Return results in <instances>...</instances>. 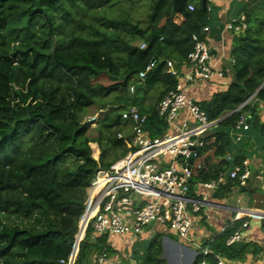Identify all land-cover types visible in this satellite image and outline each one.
<instances>
[{
    "label": "trees",
    "instance_id": "trees-1",
    "mask_svg": "<svg viewBox=\"0 0 264 264\" xmlns=\"http://www.w3.org/2000/svg\"><path fill=\"white\" fill-rule=\"evenodd\" d=\"M172 9L173 0H0V264H68L92 180L136 150L135 124L122 118L125 111L136 107L147 117L151 139L168 133L158 104L176 88L193 36L211 16L209 1L206 8L190 0L184 10ZM244 16L233 81L226 92L199 103L215 130L197 151L203 164L194 167L190 189L228 172L229 131L241 115L259 124L264 0H252ZM152 59L155 68L139 79ZM93 108L100 113L95 127L84 121ZM236 185L239 180H230L219 191ZM241 226L229 224L204 244L211 254L198 250L192 264H217L216 255L245 260L251 244H226ZM110 252L107 236L88 228L73 264H98L94 257ZM144 264H166L160 236L151 240Z\"/></svg>",
    "mask_w": 264,
    "mask_h": 264
},
{
    "label": "built area",
    "instance_id": "built-area-1",
    "mask_svg": "<svg viewBox=\"0 0 264 264\" xmlns=\"http://www.w3.org/2000/svg\"><path fill=\"white\" fill-rule=\"evenodd\" d=\"M188 9L194 11L195 7L189 5ZM246 27V19L241 16L228 25V30L242 33ZM208 32L207 26L200 35L193 36L194 48L188 56L187 65L184 66L187 72H176V88L168 92L157 107L159 116L165 119L169 128L175 124L183 111H187L195 121V126L178 134L168 132L162 138L153 140L144 130L147 117L142 116L136 107H131L122 114L124 120L135 124L132 145L136 150L116 161L110 169L99 172L92 180L85 212L79 221L74 252L68 264L74 263L78 246L84 240L88 228L98 236L137 237L146 227L159 224L187 241L193 228L194 215L211 205L206 196H191L190 180L194 164L189 167L188 161L196 160L198 149L204 146L203 134L215 123L209 122L199 102L187 98L183 83L211 81L215 75L222 76L221 72L214 70L211 62ZM140 47L144 49L146 46L142 44ZM155 66L156 59H152L145 70L139 72V79H146ZM167 67L172 70L174 65L169 61ZM131 91L133 92V88ZM97 118L98 115L91 116L87 122H92L95 126ZM249 129V116L241 115L233 130L246 132ZM241 136L238 133L237 140H241ZM201 166L202 164L197 165L198 168ZM249 175L248 163H243L241 166H234L229 178L237 179L241 185H245ZM225 183V177L220 176L202 186L214 192ZM216 207L232 211L228 207ZM234 212L235 220L241 221L242 226L227 240L228 246L243 240V233L249 228L248 219L264 220V212ZM203 254H211V251L204 249ZM216 260L217 264H225V259L220 255H216ZM95 261L102 264L106 258L99 256Z\"/></svg>",
    "mask_w": 264,
    "mask_h": 264
},
{
    "label": "crops",
    "instance_id": "crops-1",
    "mask_svg": "<svg viewBox=\"0 0 264 264\" xmlns=\"http://www.w3.org/2000/svg\"><path fill=\"white\" fill-rule=\"evenodd\" d=\"M208 1L211 16L207 41L214 70L221 72L222 76L215 75L211 81H196L192 84H186L183 81L187 98L199 103L209 101L216 93L226 92L233 81V49L241 33L228 30V25L244 16V9L252 0ZM181 71L182 73L187 72V68L184 67ZM257 109L260 112L259 124L252 123L246 132H237L233 129L229 131L232 162L236 164V160H241L249 166L250 175L245 185H236L229 191L220 192L219 188L212 192L205 189L202 186L203 183L194 184L190 189L191 196L196 198L206 196L211 205L202 208L194 215L189 240L181 239L167 227L159 224L146 227L137 237L132 235L108 236L107 244L111 252L105 256L106 261L102 264H144L150 242L157 236H160L162 258L166 264L167 257L170 258L169 264H192L198 255V250H204L206 242L222 233L229 224L236 222L235 210L264 212V102H257ZM194 126L195 121L190 118L187 111H183L168 132L178 134ZM213 127L203 134L204 138L213 134L215 130ZM238 133L242 135L241 140L236 138ZM193 164L195 167L203 162L201 159H196ZM230 166L231 163L229 168ZM230 180L232 179L229 178L226 182ZM216 206L228 207L232 211ZM248 223L249 228L244 231L241 242L251 244L252 247L246 254L245 260H228L223 257L225 264H264V220L248 219ZM96 259L97 256L93 261L97 262Z\"/></svg>",
    "mask_w": 264,
    "mask_h": 264
},
{
    "label": "water",
    "instance_id": "water-1",
    "mask_svg": "<svg viewBox=\"0 0 264 264\" xmlns=\"http://www.w3.org/2000/svg\"><path fill=\"white\" fill-rule=\"evenodd\" d=\"M188 1H190V0H173V9H172V12L173 13H177L179 11L184 10ZM207 1L208 0H202V6L204 8H206ZM188 163H189V167H191L192 164L194 163V160L193 159H190L188 161ZM234 166H235V164L233 162H231V166H230L228 172L225 175L226 180H229L230 173L233 171Z\"/></svg>",
    "mask_w": 264,
    "mask_h": 264
},
{
    "label": "rangeland",
    "instance_id": "rangeland-1",
    "mask_svg": "<svg viewBox=\"0 0 264 264\" xmlns=\"http://www.w3.org/2000/svg\"><path fill=\"white\" fill-rule=\"evenodd\" d=\"M135 13V17H141L142 16V12H141V10L140 9H137L136 10V12H134ZM100 82L101 83H103V84H109L110 82H109V80L106 78V77H102L101 79H100ZM199 82V81H198ZM99 111L97 110H95L94 108L92 109V110H90L89 111V113H88V115L85 117V122H87V119L89 118V117H91V116H94V115H98V117H99ZM93 127H95V126H93ZM92 149H93V152H94V157L97 159L98 158V156H99V149H98V147L95 145V144H92ZM169 235H171V234H169ZM167 238H170V236H166ZM175 239V238H174ZM179 239V238H178ZM167 264H169V260H170V258H168L167 257Z\"/></svg>",
    "mask_w": 264,
    "mask_h": 264
}]
</instances>
